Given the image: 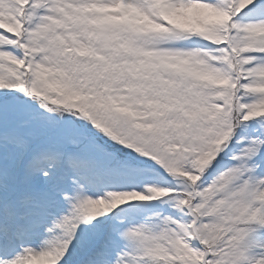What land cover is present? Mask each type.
Returning a JSON list of instances; mask_svg holds the SVG:
<instances>
[{
    "label": "snow or ice",
    "instance_id": "1",
    "mask_svg": "<svg viewBox=\"0 0 264 264\" xmlns=\"http://www.w3.org/2000/svg\"><path fill=\"white\" fill-rule=\"evenodd\" d=\"M0 264H264V0H0Z\"/></svg>",
    "mask_w": 264,
    "mask_h": 264
}]
</instances>
